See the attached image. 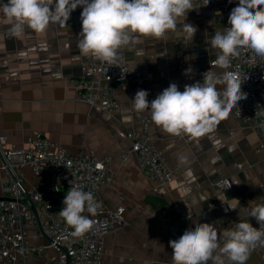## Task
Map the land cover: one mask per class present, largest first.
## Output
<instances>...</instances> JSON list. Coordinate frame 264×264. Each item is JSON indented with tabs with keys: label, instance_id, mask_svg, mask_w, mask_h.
Segmentation results:
<instances>
[{
	"label": "crops",
	"instance_id": "crops-1",
	"mask_svg": "<svg viewBox=\"0 0 264 264\" xmlns=\"http://www.w3.org/2000/svg\"><path fill=\"white\" fill-rule=\"evenodd\" d=\"M3 3L7 0H0ZM193 4L196 10L185 21L197 28L192 40L185 39L178 24L163 39L144 37L121 49L119 63L147 71L151 78L118 89L119 102L109 109L80 100L71 82L82 75L83 61L95 60L78 49L82 11L75 9L67 24H50L43 33L25 26L23 34L13 37L0 9V133L23 147L28 134L41 131L72 152L95 150L114 170V180L101 185L99 197L108 208L124 206L126 223L108 235L100 264H173L169 241L194 223L219 229L243 220L254 226L247 213L264 198V130L237 118L232 110L211 133L195 139L170 135L153 122V142L176 172L167 184L151 182L133 154L122 159V150L131 143L127 131L140 124L131 104L138 90L148 91L151 102L170 83L183 91L186 84L202 83L203 73L210 69L224 71L211 64L216 54L210 42L217 30L224 29L221 19L201 7L203 0ZM189 67L192 72L185 75ZM222 177L231 179L232 189L214 185ZM234 200L239 204L233 209ZM33 231L29 229L30 245L41 244L43 251L31 249L18 264H57L48 238L33 236ZM223 264H230L226 257ZM245 264L264 261L253 248Z\"/></svg>",
	"mask_w": 264,
	"mask_h": 264
},
{
	"label": "clouds",
	"instance_id": "clouds-1",
	"mask_svg": "<svg viewBox=\"0 0 264 264\" xmlns=\"http://www.w3.org/2000/svg\"><path fill=\"white\" fill-rule=\"evenodd\" d=\"M210 0H203L206 7ZM82 7L78 49L85 57L108 65H118L123 47L140 42V38L163 39L181 24L185 39L192 40L197 28L186 23L187 14L196 10L193 0H7L0 4L9 22L8 31L20 36L25 26L43 33L50 24H67L71 13ZM219 14V13H217ZM229 27L217 30L211 39L216 59L213 70L203 73V82L186 84L180 91L170 83L151 102L146 90H138L131 99L132 108L148 110L155 125L173 136L200 138L214 130L215 125L228 117L238 102L246 99L239 72L227 71L231 59L248 48L255 56L264 57V0H238L228 17ZM192 72L191 67L185 75ZM223 85L222 90L217 86ZM239 204L234 200L233 209ZM59 216L72 229L73 237H82L94 228L95 221L83 215H96L99 202L91 192L79 185L71 186ZM249 216L264 225V204L248 210ZM178 238L169 241L173 264H245L251 249L264 246V227L239 220L230 228H217L211 223H194Z\"/></svg>",
	"mask_w": 264,
	"mask_h": 264
},
{
	"label": "built area",
	"instance_id": "built-area-1",
	"mask_svg": "<svg viewBox=\"0 0 264 264\" xmlns=\"http://www.w3.org/2000/svg\"><path fill=\"white\" fill-rule=\"evenodd\" d=\"M237 5L238 1L210 0L207 8L212 16L221 19L225 28L229 27V14ZM76 9L82 11V7ZM81 68L82 75L71 82L78 98L93 108L115 107L119 102L118 89L127 90L132 81L151 78L147 71L128 63L108 65L86 60L81 63ZM227 71L239 72L242 79H246L242 91L247 98L239 101L232 113L264 130V57L242 48L240 55L231 59ZM134 115L140 124L127 131L131 143L122 150V159L133 154L151 182H171L176 172L165 162L163 153L153 142L151 114L146 110H134ZM114 177L108 158L95 150L72 152L41 131L28 134L25 145L18 147L0 133V182L3 188L0 196V264H18L19 257L31 249L42 250L41 244L30 245V228L35 230L31 235L48 238L55 250L57 264H100L108 235L126 223L124 206L108 208L99 197L101 185L112 182ZM76 185L91 192L100 205L94 216L87 211L82 213L95 221L94 228L82 237H73L72 229L59 216L68 189ZM214 185L221 190L233 187L229 177L217 179ZM260 204H264V198L257 203ZM253 224L257 228L264 227L254 218ZM254 251L264 261V246L258 244Z\"/></svg>",
	"mask_w": 264,
	"mask_h": 264
},
{
	"label": "water",
	"instance_id": "water-1",
	"mask_svg": "<svg viewBox=\"0 0 264 264\" xmlns=\"http://www.w3.org/2000/svg\"><path fill=\"white\" fill-rule=\"evenodd\" d=\"M33 208H35V207L33 206Z\"/></svg>",
	"mask_w": 264,
	"mask_h": 264
},
{
	"label": "rangeland",
	"instance_id": "rangeland-1",
	"mask_svg": "<svg viewBox=\"0 0 264 264\" xmlns=\"http://www.w3.org/2000/svg\"><path fill=\"white\" fill-rule=\"evenodd\" d=\"M43 251V250H42Z\"/></svg>",
	"mask_w": 264,
	"mask_h": 264
}]
</instances>
